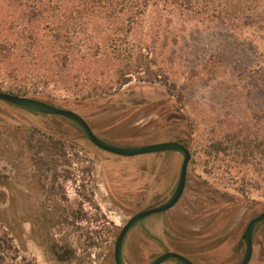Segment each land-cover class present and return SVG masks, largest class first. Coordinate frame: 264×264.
Here are the masks:
<instances>
[{
  "label": "flooded vegetation",
  "instance_id": "obj_1",
  "mask_svg": "<svg viewBox=\"0 0 264 264\" xmlns=\"http://www.w3.org/2000/svg\"><path fill=\"white\" fill-rule=\"evenodd\" d=\"M133 95L120 92L113 97ZM33 98L74 111L99 139L113 146L173 141L188 149L185 185L177 202L165 211L145 216L125 233L121 251L129 264H150L166 252L181 254L194 264H238L242 260L246 227L264 209L241 223L235 220L239 205L227 193L215 196L217 192L209 187L190 191L192 153L188 144L175 135V125L182 116L171 98L150 102L142 97L143 101L127 102L138 106L146 102L142 109H150L149 113L155 116L146 122L145 130L137 133L119 131L124 125L134 126L132 119L138 111H132L136 107L120 114L114 110L105 123H94L98 115L106 116L110 109L72 108L59 96L52 101L41 96ZM0 102L25 116L23 125L10 119L0 124V151L13 153L19 161L30 164L27 169L33 202L22 203L24 209L18 223L29 224L33 243L51 264H93V258L100 259L101 264H115V243L123 227L136 214L165 203L173 194L179 181L181 154L166 150L119 155L94 144L64 116ZM94 103L100 105L91 100L74 102L85 108ZM2 193L5 194L4 189ZM190 194L192 198L188 199ZM261 226L264 221L253 229L247 264H264V252L257 247ZM160 264L181 263L170 258Z\"/></svg>",
  "mask_w": 264,
  "mask_h": 264
},
{
  "label": "rangeland",
  "instance_id": "obj_2",
  "mask_svg": "<svg viewBox=\"0 0 264 264\" xmlns=\"http://www.w3.org/2000/svg\"><path fill=\"white\" fill-rule=\"evenodd\" d=\"M153 10L150 7L146 14V27L155 22L157 15L154 16ZM9 15V7L0 0V40L7 34ZM169 16L162 18L158 43H148L147 49L161 70V79L167 81L172 92L165 86L154 84L152 88L146 87L143 93L115 96L114 102H110L114 107L108 108L112 112L109 110L106 116L114 114V110H117L115 114L123 112L117 107L123 103L120 99L143 101L141 98L146 97L152 102L171 98L182 116L175 125V135L188 144L192 153L190 191H205L209 187L217 192L215 196L227 193L239 205L235 220L242 223L264 209V166L245 164L232 154H218L213 145L223 137L232 139V135L239 131L253 143L262 141L264 144V30L256 26L231 28L199 17ZM13 85L0 63V89ZM141 85L143 82L134 78L122 90L130 93L126 90ZM51 93L68 98L72 108L97 107L95 103L86 108L75 105L77 101L91 100H83L82 94L61 90ZM144 104L132 111H138L132 119L134 126L124 125L119 131L137 133L145 130L146 122L155 116L149 113L150 109H142ZM98 116L94 123H105L108 118ZM24 118L22 112L0 102V124L10 119L23 125ZM12 154L0 151V237L11 239L13 244L12 250L0 248V254L6 258L4 264H51L33 243L29 224L18 223L24 209L22 203L26 200L33 202L30 195L33 190L27 169L30 164L19 161ZM69 192L74 191L69 187ZM187 197L191 199L192 194ZM111 216L117 220L114 213ZM257 241L259 251L264 252V226L257 233ZM92 261L101 264L100 259L93 258Z\"/></svg>",
  "mask_w": 264,
  "mask_h": 264
},
{
  "label": "trees",
  "instance_id": "obj_3",
  "mask_svg": "<svg viewBox=\"0 0 264 264\" xmlns=\"http://www.w3.org/2000/svg\"><path fill=\"white\" fill-rule=\"evenodd\" d=\"M3 1L10 18L7 34L0 40V63L15 85L0 91L52 101L58 96L51 92L61 90L82 94L83 100L107 103L97 105L101 108L114 107L110 104L113 94L123 92L122 87L134 78L144 85L126 91L143 93L146 87L160 84L172 92L147 49L148 43H158L164 15L264 30V0ZM150 7L157 17L146 27ZM120 101L123 103L117 107L123 111L139 105H128L131 99ZM213 147L218 154L264 166L263 142L253 143L240 131ZM0 248L12 250L11 239L0 237ZM5 259L0 254V264Z\"/></svg>",
  "mask_w": 264,
  "mask_h": 264
},
{
  "label": "water",
  "instance_id": "obj_4",
  "mask_svg": "<svg viewBox=\"0 0 264 264\" xmlns=\"http://www.w3.org/2000/svg\"><path fill=\"white\" fill-rule=\"evenodd\" d=\"M0 100L9 102L11 104H14L16 106L22 107L30 111H35V112H40V113H45V114H57V115L64 116L70 119L71 121H73L81 129V131L85 134V136L90 141H92L94 144L108 151L119 154V155L132 156V155H137V154L159 152V151H166V150H172V151H175L181 154L182 162H181V168H180L179 181L171 197L165 203L159 206L147 209L145 211H142L136 214L123 227L115 243V253H114L115 264H129L124 258L122 251H121L122 240H123L125 233L131 226L141 222L145 216L152 214V213L165 211L177 202V200L179 199L180 195L183 192V188L185 185L187 165L190 160V153L188 149L182 144L178 142H173V141H167V142H161V143H155L151 145H144V146H137V147H126V148L113 146L99 139L92 132L89 124L85 121V119L72 110L61 108V107L46 103L42 100H39L33 97L20 96V95L12 94V93L5 92V91H0ZM262 221H264V210L249 221L246 227L245 233H244V239L246 242L245 254L242 260L238 264H247L250 258V255H251V250H252L251 240H252L253 229L258 223ZM170 258L178 261L181 264H194L189 259L184 257L183 255L175 253V252L163 253L160 256L156 257L150 264H160L161 262L167 259H170Z\"/></svg>",
  "mask_w": 264,
  "mask_h": 264
}]
</instances>
